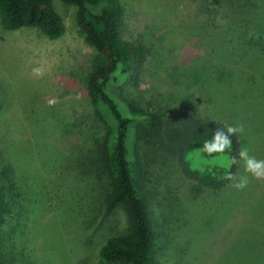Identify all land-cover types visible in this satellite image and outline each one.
<instances>
[{
	"label": "rangeland",
	"instance_id": "obj_1",
	"mask_svg": "<svg viewBox=\"0 0 264 264\" xmlns=\"http://www.w3.org/2000/svg\"><path fill=\"white\" fill-rule=\"evenodd\" d=\"M252 1L253 13L246 0H213L211 20L189 24L177 18L182 0H127L124 38L169 53L113 88L148 110L185 108L242 125L241 149L264 160V51L246 46L236 54L224 43L238 31L246 36L232 42L246 45L264 34V0ZM53 5L66 25L61 38L0 24V188L10 208L0 220L4 264H99L102 244L126 226L121 210L104 212L103 129L86 87L101 56L85 42L76 8ZM206 61L226 64L233 78L212 84ZM139 154L163 264H264V180L246 173L243 161L236 180L212 189L187 178L157 141H142ZM243 176L247 186L238 190Z\"/></svg>",
	"mask_w": 264,
	"mask_h": 264
},
{
	"label": "trees",
	"instance_id": "obj_2",
	"mask_svg": "<svg viewBox=\"0 0 264 264\" xmlns=\"http://www.w3.org/2000/svg\"><path fill=\"white\" fill-rule=\"evenodd\" d=\"M60 1L76 8L77 23L85 42L101 56L87 73L86 87L103 129L102 164L110 187L104 212L121 210L125 215V229L108 237L100 247L99 264H163L158 254L164 242L155 226L150 200L144 189L146 170L139 154L140 143L157 141L177 158L187 178L218 189L231 181L226 179L227 175L236 176L240 171L241 134L238 131L231 136L232 146L224 153L207 155L202 147L204 142L211 140L217 129L226 131L231 126L226 121L185 108L175 109L169 114L148 110L137 98H125L113 88L120 78L136 75L149 60L169 53L166 50L163 53L155 43L124 38L127 0ZM246 1L252 7L250 12H255L257 4L252 0ZM210 7H213V0H182L177 18L181 23H206L212 18ZM255 15L259 16V13ZM0 24L5 30L35 28L50 39L61 38L66 32L64 19L54 7L53 0H0ZM260 26L264 30V22ZM240 32L231 38L246 36ZM234 39L224 42L235 51L230 52L240 54L246 46L264 51L262 33L250 36L247 45L241 41L234 43ZM206 62L209 65L203 71L211 75L214 72L212 84H218L224 75L233 78L226 64L221 62L216 66L212 61ZM185 89L186 86L176 90L183 93ZM197 98L199 101L200 97ZM263 140L264 135L260 138L261 142ZM193 155L210 161H200L196 165L192 161ZM231 157H237V162H232ZM9 212L0 188V220ZM0 264H4L1 259Z\"/></svg>",
	"mask_w": 264,
	"mask_h": 264
},
{
	"label": "clouds",
	"instance_id": "obj_3",
	"mask_svg": "<svg viewBox=\"0 0 264 264\" xmlns=\"http://www.w3.org/2000/svg\"><path fill=\"white\" fill-rule=\"evenodd\" d=\"M238 131H243V126L228 127L226 131L217 129L212 136V139L205 141L203 144V150L207 155L214 153H224L232 146L231 136ZM232 162H237V157H231ZM239 160L243 161L245 172L251 175L255 179L264 180V160H257L255 157L248 154V150L241 149L239 152ZM228 180H236V177L232 174L226 176ZM248 176H243L237 183L233 184V187L240 190L247 186Z\"/></svg>",
	"mask_w": 264,
	"mask_h": 264
}]
</instances>
